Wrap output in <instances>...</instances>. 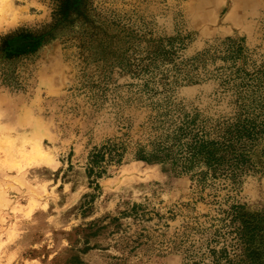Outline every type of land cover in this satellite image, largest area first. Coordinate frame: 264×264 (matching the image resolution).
<instances>
[{"label":"rangeland","instance_id":"rangeland-1","mask_svg":"<svg viewBox=\"0 0 264 264\" xmlns=\"http://www.w3.org/2000/svg\"><path fill=\"white\" fill-rule=\"evenodd\" d=\"M0 264H264V0H0Z\"/></svg>","mask_w":264,"mask_h":264},{"label":"trees","instance_id":"trees-1","mask_svg":"<svg viewBox=\"0 0 264 264\" xmlns=\"http://www.w3.org/2000/svg\"><path fill=\"white\" fill-rule=\"evenodd\" d=\"M202 147H203V146H202V144L200 143L199 145H196V144H195L192 148H193V150H194L195 152H198L199 149L202 148ZM139 154H140V155H139L140 157H147V155H148V154H145V153H142V152H140Z\"/></svg>","mask_w":264,"mask_h":264}]
</instances>
